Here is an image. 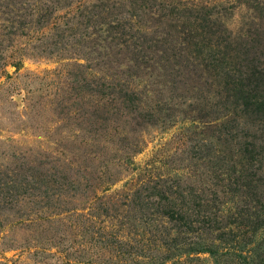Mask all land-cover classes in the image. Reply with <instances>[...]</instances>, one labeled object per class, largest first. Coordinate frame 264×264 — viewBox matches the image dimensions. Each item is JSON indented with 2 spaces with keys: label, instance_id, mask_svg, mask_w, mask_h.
I'll list each match as a JSON object with an SVG mask.
<instances>
[{
  "label": "rangeland",
  "instance_id": "rangeland-1",
  "mask_svg": "<svg viewBox=\"0 0 264 264\" xmlns=\"http://www.w3.org/2000/svg\"><path fill=\"white\" fill-rule=\"evenodd\" d=\"M0 264H264V0H0Z\"/></svg>",
  "mask_w": 264,
  "mask_h": 264
}]
</instances>
